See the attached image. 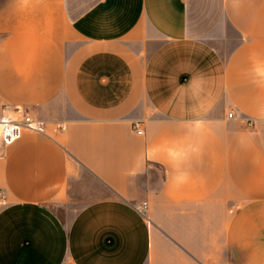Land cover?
<instances>
[{
	"label": "crops",
	"instance_id": "0c3cea01",
	"mask_svg": "<svg viewBox=\"0 0 264 264\" xmlns=\"http://www.w3.org/2000/svg\"><path fill=\"white\" fill-rule=\"evenodd\" d=\"M15 109L0 264H264V0H0Z\"/></svg>",
	"mask_w": 264,
	"mask_h": 264
},
{
	"label": "built area",
	"instance_id": "2783aa9c",
	"mask_svg": "<svg viewBox=\"0 0 264 264\" xmlns=\"http://www.w3.org/2000/svg\"><path fill=\"white\" fill-rule=\"evenodd\" d=\"M233 112L227 113V118H232ZM137 133H141L138 125L133 124ZM62 129V126H59ZM29 130L37 133H44V124L31 114L21 109H15L11 114L0 115V149L17 141L23 131ZM4 202V195L0 189V204ZM147 207L146 202L140 206V211L144 212Z\"/></svg>",
	"mask_w": 264,
	"mask_h": 264
}]
</instances>
